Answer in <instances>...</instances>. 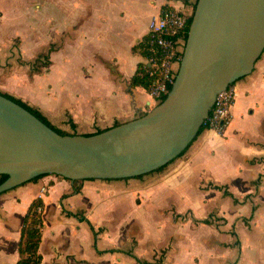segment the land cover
<instances>
[{
  "label": "crops",
  "instance_id": "crops-1",
  "mask_svg": "<svg viewBox=\"0 0 264 264\" xmlns=\"http://www.w3.org/2000/svg\"><path fill=\"white\" fill-rule=\"evenodd\" d=\"M196 2L0 0L1 29L16 15L33 20L3 35L0 83L50 120L107 129L136 119L155 106L147 89L131 84L147 64L136 46L164 8L190 16ZM18 36L19 54L8 59L7 41ZM50 47L49 65L35 71ZM233 88L225 130L206 129L162 171L82 182L48 175L0 194V264L19 260L36 198L44 202L43 264H264V52Z\"/></svg>",
  "mask_w": 264,
  "mask_h": 264
},
{
  "label": "water",
  "instance_id": "water-1",
  "mask_svg": "<svg viewBox=\"0 0 264 264\" xmlns=\"http://www.w3.org/2000/svg\"><path fill=\"white\" fill-rule=\"evenodd\" d=\"M264 52V0H198L175 83L142 116L93 135H62L0 94V194L41 174L71 181L144 175L175 160L220 93Z\"/></svg>",
  "mask_w": 264,
  "mask_h": 264
},
{
  "label": "built area",
  "instance_id": "built-area-1",
  "mask_svg": "<svg viewBox=\"0 0 264 264\" xmlns=\"http://www.w3.org/2000/svg\"><path fill=\"white\" fill-rule=\"evenodd\" d=\"M187 21L188 16L185 13L168 7L150 23L152 46L147 64L150 65L149 74L154 79L153 87L149 90L154 105L168 96L175 83L184 52ZM234 101L235 91H229V88L218 95L204 123L208 124V129L219 131L229 124ZM39 211H42V208H39Z\"/></svg>",
  "mask_w": 264,
  "mask_h": 264
},
{
  "label": "trees",
  "instance_id": "trees-1",
  "mask_svg": "<svg viewBox=\"0 0 264 264\" xmlns=\"http://www.w3.org/2000/svg\"><path fill=\"white\" fill-rule=\"evenodd\" d=\"M196 4H197V2H196ZM196 4H195V6H196ZM193 13H194V11H193ZM193 13L190 16H188V21H187V26H186V31H185V34H184V41H183L184 48H185L186 40H187V37H188L190 25H191V22H192ZM151 46H152V39L150 38V35H149L146 38H144V40L142 42H140V44L138 46H136L135 49H137L145 57H149L151 55V53H150ZM49 50H50L49 52H51L52 51V47H50ZM49 63H50L49 55H44V57L42 55H39L36 58V60L34 61V66H35L34 70L37 71L40 67L48 66ZM149 69H150V65L149 64H143V63L139 64L138 69H137L136 73L134 74V76H133V78L131 80V84L133 86H142V87H144L145 89H147L149 91L153 87V84H154V79L150 76ZM0 94L4 95L5 97L15 101L16 103H18L21 106H23L24 108H26L28 111H30L31 113L36 115L39 119H41L44 123H46L48 126L53 128L58 133H60L62 135L79 134L76 131L77 125H76V123L73 120H70V124H71L72 128L74 129L73 132H68V131L62 130L60 128H57L51 122V120L39 108L31 105L30 103H28L27 101L23 100L22 98L16 97V96H14V95H12V94H10L8 92H4V91H0ZM166 97H164L162 100H160L159 103L163 102L166 99ZM119 124H121V123H116L114 126L119 125ZM206 129H208V124H204L201 127L198 135L193 140V142L177 158L183 156L189 150L191 145L197 140V138ZM104 130H106V129H98L96 132L85 133L84 135H93V134L100 133V132H102ZM169 164H167L165 166H162V167H160L159 169H157L155 171H162ZM48 175H54V174L37 175V176H34L33 178L25 181L23 184H25L26 182H29V181L37 180L39 178H42V177H45V176H48ZM144 175H146V174H144ZM144 175L137 176V178H141ZM55 176H58L60 178H64V177L59 176V175H55ZM9 177L10 176L7 175V174L0 175V185L5 183L9 179ZM64 179H66V178H64ZM67 180H69V179H67ZM88 180H94V179H88ZM77 181L82 182L84 180H77ZM214 188L220 189V190L223 189L221 186H214ZM76 191L79 192L80 189L78 188V189H76ZM224 195L233 197V195L227 189L224 190ZM43 207H44L43 200L41 198H36L30 204V206L28 208V211L25 214L24 223H23V226H22V229H21V236H20V240H19V243H18L19 260L17 261L16 264H43V256L40 253V243L42 241V227H43V217H42ZM39 208H42V211L39 212Z\"/></svg>",
  "mask_w": 264,
  "mask_h": 264
},
{
  "label": "rangeland",
  "instance_id": "rangeland-1",
  "mask_svg": "<svg viewBox=\"0 0 264 264\" xmlns=\"http://www.w3.org/2000/svg\"><path fill=\"white\" fill-rule=\"evenodd\" d=\"M48 11H49V16L52 15V4H49L48 6ZM21 15H16V16H13V17H10L9 20L5 21L4 24H3V27L4 28H0V41H5V37H3V35H6L8 37H11L12 35L16 34L17 32H21L22 31V27L21 26H25L26 24H28V21L29 22H33L32 20V17L31 18H28L30 16H25L23 19L20 18ZM45 26L43 27V31H46L48 32L47 30H49L50 26H51V21L50 22L48 21V19L45 17ZM48 24V25H47ZM4 31L5 33L3 34ZM2 32V33H1ZM26 32V31H25ZM18 34V33H17ZM21 37L18 36L17 38H14V40H10V42L7 41V43H11V45L8 47V49L5 50L4 53L6 54H9V58L8 59H11L12 57H14L15 55L19 54L18 51L20 50V44H21ZM50 49V48H49ZM47 51H50V50H47L45 49L44 51H42L41 55L44 57V55H47L46 53H48ZM11 54V55H10ZM13 55V56H12ZM16 57V56H15ZM3 79V78H1ZM2 83H0V91H4V92H8L10 93L9 91H7L6 89H4V87L1 85ZM233 85L232 84L230 87H229V91H234V88H233ZM12 94V93H10ZM14 95V94H12ZM16 97H18L17 95H14ZM20 98V97H19ZM32 105V104H31ZM34 106V105H33ZM36 107V106H35ZM72 120V119H71ZM51 122L57 127V128H60L62 130H65V131H68V132H73L74 129L72 128L71 124H70V118L68 120V117L64 116L62 117V119H54V120H51ZM77 127H76V131L79 133V134H85V133H93V132H96L98 129H101L100 126H92L90 128H86L85 126H82L80 124H76ZM226 127V126H225ZM224 127V128H225ZM223 128V129H224ZM104 129V128H103ZM219 130V133L223 132L224 130ZM167 168V167H166ZM165 168V169H166ZM40 212V211H39Z\"/></svg>",
  "mask_w": 264,
  "mask_h": 264
},
{
  "label": "bare ground",
  "instance_id": "bare-ground-1",
  "mask_svg": "<svg viewBox=\"0 0 264 264\" xmlns=\"http://www.w3.org/2000/svg\"><path fill=\"white\" fill-rule=\"evenodd\" d=\"M214 131V130H213Z\"/></svg>",
  "mask_w": 264,
  "mask_h": 264
}]
</instances>
